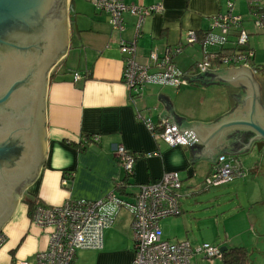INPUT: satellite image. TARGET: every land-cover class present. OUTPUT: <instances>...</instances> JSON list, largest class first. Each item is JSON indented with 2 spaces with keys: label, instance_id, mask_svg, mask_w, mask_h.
<instances>
[{
  "label": "crops",
  "instance_id": "0c3cea01",
  "mask_svg": "<svg viewBox=\"0 0 264 264\" xmlns=\"http://www.w3.org/2000/svg\"><path fill=\"white\" fill-rule=\"evenodd\" d=\"M123 1L145 6L162 2L165 10L147 15L137 35L136 14L124 12L126 28L121 31L113 27L110 13L98 9L94 0L69 1L70 48H81L84 61L73 72L64 69L59 62L51 73L47 95L46 161L38 178L26 188L14 216L3 229L6 242L0 248V264L11 263L16 257L11 254L9 262L7 252L20 246L27 237L29 247L22 252L21 259L31 260L39 250L48 246L50 228L32 221L29 213L31 201L59 205L72 198L100 199L111 192L134 201L140 184L157 181L165 171L178 170L186 183L180 196L181 209H185L183 195L191 194L192 188L201 185L199 175L210 172L213 166L204 158L192 162L189 145L171 146L156 138L145 121L149 119L158 124L163 119L169 120L170 111L159 98V93H162L170 98L176 114L190 121L212 122L232 109L226 85L220 86L224 87L227 99L222 103L216 101L208 115L189 108L185 95L191 87H182L189 83H201L199 81H188L179 87L148 84L140 94H132L122 79L125 57L121 43L136 41L137 61L155 70L150 56L153 50L163 55L169 48L186 42L182 51L174 55V64L188 76L201 73L198 60L192 62L195 54L202 50L201 45L198 42L187 43L188 31L200 34L208 31L214 17L229 12V2L234 4L232 12L244 18L247 0ZM72 9L76 14L75 23ZM231 67L237 66L223 65L215 69ZM75 73H80V77L75 79ZM164 110L168 112L166 117L161 114ZM93 134L100 135L99 142L80 145L83 136ZM119 144L142 154L136 161L130 186H120L126 172L115 154ZM250 165L246 175H240L222 186L240 185L242 178L257 170V166ZM182 213L183 210L178 215ZM132 219L130 210L122 207L113 226L104 231L103 246L81 249L79 254L77 252V264L81 259L86 260L84 264H130L135 256ZM161 221L163 233L175 241L189 240L193 247L202 244L193 245L189 238L192 229L186 232L184 224L178 225L177 220L168 218L163 225ZM234 242L241 241L228 237L221 246L233 247Z\"/></svg>",
  "mask_w": 264,
  "mask_h": 264
},
{
  "label": "built area",
  "instance_id": "2783aa9c",
  "mask_svg": "<svg viewBox=\"0 0 264 264\" xmlns=\"http://www.w3.org/2000/svg\"><path fill=\"white\" fill-rule=\"evenodd\" d=\"M247 2L253 13L255 28L258 32H264V0ZM94 4L98 9L109 12L113 27L121 31L126 28L124 12L136 14L137 35L147 15L165 10L162 2L145 6L127 4L123 0H94ZM233 5L229 2V12L214 17L210 29L203 34L194 30L188 31L187 42H198L201 45L202 58L197 65L202 71L223 65L252 66L255 61L256 49L251 45L252 33L245 27L243 16L232 12ZM121 44L125 57L122 79L132 94H140L148 84L179 87L188 83L189 80L183 78L186 74L173 61L174 55L184 47L182 42L175 48H169L163 55L156 50L151 52L155 70L137 61L136 41H122ZM78 77L80 73H75V79ZM145 122L156 138L171 146L189 143L178 131L176 124L172 125L168 119H163L158 124L149 119ZM82 140V146H86L90 142H99L100 135L93 134L92 139L85 137ZM115 154L126 172L120 186H126L127 179L134 175L136 161L142 154L130 151L123 144L117 145ZM247 173L248 169L239 157L222 154L206 177L205 184L208 187L219 186ZM183 183L178 170H168L157 181L140 184L134 201L111 192L100 199L72 198L59 205L37 202L31 218L35 224L50 228L48 246L39 250L31 260L14 259L10 264H77L79 249L103 246L104 231L113 226L122 207H127L133 218L135 256L130 264H194L193 257L199 253L209 259L223 258L224 251L219 244L203 242L198 247H193L189 240L171 241L164 238L160 221L181 213L180 196ZM5 242L6 234L0 232V248Z\"/></svg>",
  "mask_w": 264,
  "mask_h": 264
},
{
  "label": "water",
  "instance_id": "95a60500",
  "mask_svg": "<svg viewBox=\"0 0 264 264\" xmlns=\"http://www.w3.org/2000/svg\"><path fill=\"white\" fill-rule=\"evenodd\" d=\"M69 1L0 0V232L46 161L48 88L53 68L71 46ZM182 43L185 47L186 42ZM183 78L206 86L226 85L232 105L231 111L212 122L190 121L176 114L170 98L159 93L170 111V123L189 141L192 162L209 160L211 172L220 155L240 158L238 155L249 153L247 146L264 139L259 87L251 66L209 68ZM241 82H248L251 91L247 115L238 109L237 85ZM161 114L168 116L166 110ZM245 132L249 144L242 140ZM212 187L204 185L206 190ZM221 249L226 251L228 246Z\"/></svg>",
  "mask_w": 264,
  "mask_h": 264
},
{
  "label": "rangeland",
  "instance_id": "374dc122",
  "mask_svg": "<svg viewBox=\"0 0 264 264\" xmlns=\"http://www.w3.org/2000/svg\"><path fill=\"white\" fill-rule=\"evenodd\" d=\"M245 10L244 24L247 30L252 33L251 45L256 49V58L252 66L259 70L264 65V32H258L255 28L253 13H251L248 3L245 4ZM73 14L75 23L76 14L75 12ZM201 57L202 53L199 50L192 62L195 60L199 61ZM83 61L84 51L78 46H73L69 49L64 60L60 61V65L62 64L64 69L73 72L77 67L82 66ZM185 86L191 87L185 95L189 102V108L191 110L196 109L204 115L209 114L216 101L222 103L224 99H227L224 87L218 84L206 86L201 83H189L182 87ZM190 96H192L191 99H189ZM238 156H240L245 166L251 167L250 163H252L253 166H257V170L251 171L247 177L242 178L240 185L231 186L226 184L220 185L221 187L214 186L209 190L204 189L206 177L209 175V171H206L202 176L199 175L201 177V185L192 188L191 194L187 195L185 193L183 195L182 202L185 209H181L183 210L182 215L163 218L161 223L163 225L169 218L177 220L176 223L178 225L184 224L186 232L192 229L189 238L193 241V245L203 242L222 245V241H225V238L234 237L235 240L241 241L234 242L235 246L243 245L247 247L250 255V264H264V164L259 163L254 152ZM184 185L186 183H183V187ZM197 187H199L198 192H196ZM181 191H184V188ZM220 236L222 241H220ZM164 238H170L171 241H175L173 237L165 234ZM27 240L28 237L20 246L7 252L9 262L11 261V254L18 261L30 260L20 258L22 252L29 247L27 244L30 241ZM80 251L82 250L79 249L78 254ZM85 261V259H81L79 263L84 264ZM193 263L225 264L223 258L209 259L201 253L194 255Z\"/></svg>",
  "mask_w": 264,
  "mask_h": 264
},
{
  "label": "flooded vegetation",
  "instance_id": "af4514ba",
  "mask_svg": "<svg viewBox=\"0 0 264 264\" xmlns=\"http://www.w3.org/2000/svg\"><path fill=\"white\" fill-rule=\"evenodd\" d=\"M253 76H254L255 81L258 83V87H259V97H258L259 114L261 118L264 120V65L260 67L259 70H256V68H253ZM50 79H51V76H50ZM237 88H238V93H237L238 94V109L243 115H247L248 110H249L248 98L251 92L249 83L241 82L237 85ZM251 135L253 137L252 133ZM248 139H249V133L245 132L242 135V140L244 141L247 140L249 144ZM248 149L250 150L249 153L254 152L260 164H264V139H257L256 141L253 142L251 146H247L246 150ZM1 232H4V231H1Z\"/></svg>",
  "mask_w": 264,
  "mask_h": 264
},
{
  "label": "trees",
  "instance_id": "16d2710c",
  "mask_svg": "<svg viewBox=\"0 0 264 264\" xmlns=\"http://www.w3.org/2000/svg\"><path fill=\"white\" fill-rule=\"evenodd\" d=\"M85 137L92 139V135H85L82 137V139ZM82 139L81 141L83 142ZM82 142H80V145H82L81 144ZM37 202H40V201L35 200L29 203L30 216H32L35 203ZM223 261L225 264H250L251 263L248 249L247 247L243 245L229 247L226 251H224Z\"/></svg>",
  "mask_w": 264,
  "mask_h": 264
}]
</instances>
